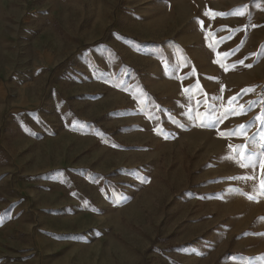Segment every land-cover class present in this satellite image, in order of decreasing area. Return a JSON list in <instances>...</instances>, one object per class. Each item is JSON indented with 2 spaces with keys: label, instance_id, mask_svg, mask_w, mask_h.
<instances>
[{
  "label": "rangeland",
  "instance_id": "rangeland-1",
  "mask_svg": "<svg viewBox=\"0 0 264 264\" xmlns=\"http://www.w3.org/2000/svg\"><path fill=\"white\" fill-rule=\"evenodd\" d=\"M262 136L264 0H0V264H264Z\"/></svg>",
  "mask_w": 264,
  "mask_h": 264
},
{
  "label": "snow or ice",
  "instance_id": "snow-or-ice-1",
  "mask_svg": "<svg viewBox=\"0 0 264 264\" xmlns=\"http://www.w3.org/2000/svg\"><path fill=\"white\" fill-rule=\"evenodd\" d=\"M243 14V13H241ZM205 15H208V13L206 12ZM217 15H228V13H217ZM201 24H203V21H200ZM226 56L228 55L227 53L225 54ZM238 63H243V61H238ZM248 67H251V65H247ZM167 67V65H166ZM187 91V90H186ZM232 100L234 101L235 100V97L232 98ZM197 120H200V114L198 113L197 114V117H196ZM257 119H260V117H257ZM199 126H206L203 121L200 122ZM207 126H211V125H207ZM240 127H243V126H240ZM233 133L232 132H225V133H222V135H232ZM167 138V136L165 137ZM262 138H264V136H262ZM229 147H235L237 149H244L245 151L241 152L240 153V159L237 160V163L240 164L241 167H248V166H252L253 168H255L256 166V159H255V153H248L247 152V149H248V145L247 144H241V145H236V146H232V145H229ZM229 159H233L234 157H227ZM248 177H246L245 179H247ZM253 179H255V177H251ZM262 184H264V182H262ZM260 191L262 193H264V187H261ZM249 199H253L254 197L252 195H249L248 197ZM264 219V218H262ZM262 235H264V233H262Z\"/></svg>",
  "mask_w": 264,
  "mask_h": 264
}]
</instances>
